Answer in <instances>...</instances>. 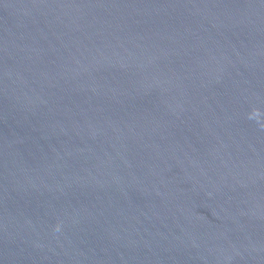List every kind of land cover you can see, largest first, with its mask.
Masks as SVG:
<instances>
[{"label": "water", "instance_id": "95a60500", "mask_svg": "<svg viewBox=\"0 0 264 264\" xmlns=\"http://www.w3.org/2000/svg\"><path fill=\"white\" fill-rule=\"evenodd\" d=\"M0 264H264V0H0Z\"/></svg>", "mask_w": 264, "mask_h": 264}]
</instances>
